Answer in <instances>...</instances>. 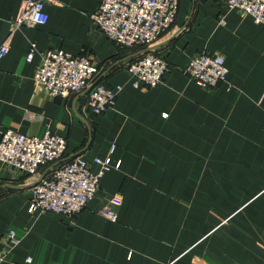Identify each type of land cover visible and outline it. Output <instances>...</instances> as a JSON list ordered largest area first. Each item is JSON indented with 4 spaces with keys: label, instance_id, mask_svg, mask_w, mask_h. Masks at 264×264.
Segmentation results:
<instances>
[{
    "label": "crops",
    "instance_id": "obj_1",
    "mask_svg": "<svg viewBox=\"0 0 264 264\" xmlns=\"http://www.w3.org/2000/svg\"><path fill=\"white\" fill-rule=\"evenodd\" d=\"M24 1L0 0V45L9 46L0 59V138L50 130L67 139L68 158L120 165L67 215L29 212L49 166L29 174L0 160V250L9 229L22 238L3 264H264V22L226 0H180L158 40L124 47L93 18L100 0H50L48 22L13 30ZM151 46L170 70L157 86H136L127 65ZM52 48L90 56L100 68L94 83L122 85L115 103L95 114L90 86L57 97L38 89L41 52ZM203 50L225 58L216 87L182 71ZM106 205L116 220L100 213Z\"/></svg>",
    "mask_w": 264,
    "mask_h": 264
},
{
    "label": "built area",
    "instance_id": "obj_2",
    "mask_svg": "<svg viewBox=\"0 0 264 264\" xmlns=\"http://www.w3.org/2000/svg\"><path fill=\"white\" fill-rule=\"evenodd\" d=\"M50 0H25L18 16L12 21L13 30L22 25L36 26L49 20L46 4ZM180 0H100L92 14L99 27L117 44L124 47L153 44L176 20ZM229 9H238L243 15H252L256 22H264V0H226ZM36 43L26 59L32 60ZM9 51L6 43L0 45V59ZM164 55L145 52L130 61L128 71L135 77L134 84L146 87L163 82L170 70ZM197 84L205 88L218 86L228 74L223 55L200 51L182 67ZM100 68L87 54H73L62 48L41 52V61L35 73V83L53 97L68 96L90 86L88 105L95 114L112 106L122 85L108 87L94 83ZM67 139L48 130L43 136L27 134L14 129L3 132L0 138V160L13 167L35 174L41 166H49L32 188L29 212L53 211L74 215L80 212L97 194L105 172L113 166L111 157L92 159L83 156L67 157ZM98 163L100 168L93 170ZM100 213L112 220L117 212L109 205ZM15 229L4 234V248L0 250V264L9 251L21 242Z\"/></svg>",
    "mask_w": 264,
    "mask_h": 264
},
{
    "label": "water",
    "instance_id": "obj_3",
    "mask_svg": "<svg viewBox=\"0 0 264 264\" xmlns=\"http://www.w3.org/2000/svg\"><path fill=\"white\" fill-rule=\"evenodd\" d=\"M154 48V46H151V47H148V48H145L143 50H141V53H144V52H147V51H150Z\"/></svg>",
    "mask_w": 264,
    "mask_h": 264
}]
</instances>
